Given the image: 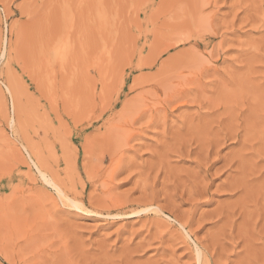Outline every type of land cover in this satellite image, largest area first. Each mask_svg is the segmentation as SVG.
Wrapping results in <instances>:
<instances>
[{
  "label": "rangeland",
  "instance_id": "obj_1",
  "mask_svg": "<svg viewBox=\"0 0 264 264\" xmlns=\"http://www.w3.org/2000/svg\"><path fill=\"white\" fill-rule=\"evenodd\" d=\"M168 52L199 75L172 151L150 126L105 178L102 123L155 101ZM0 264H264V0H0Z\"/></svg>",
  "mask_w": 264,
  "mask_h": 264
},
{
  "label": "bare ground",
  "instance_id": "obj_2",
  "mask_svg": "<svg viewBox=\"0 0 264 264\" xmlns=\"http://www.w3.org/2000/svg\"><path fill=\"white\" fill-rule=\"evenodd\" d=\"M191 9H192V11L193 10L195 11L196 10V5L193 6ZM197 13H198V11H197ZM181 14H182V11H181ZM200 19H201V22H202L203 21V17H201ZM200 19L193 24V28L195 29V32L197 31V28L200 25ZM176 30H177V35L175 34L174 36L178 37V38H176L177 41L175 40V43H172L174 41V39H175L174 38L171 43L166 44L165 48L161 49L162 51H166L167 52L168 50H170L173 47V45H175V44H177L179 42L184 43L187 40L186 38L182 37V34H183V36H185V31L183 30V32H182L180 25H177ZM170 39L172 40V38H170ZM168 53L166 55H168ZM166 58H167V60L165 61V70H163L161 72L162 77H156L155 81L153 82V87H149L150 90H153L155 92L154 93L155 97L153 96V100H155V101H153V103L146 102V104H144L145 106L141 105V106L136 107L133 115H131L130 117H124L126 112L122 111L118 115H115V114L113 115L112 114L111 115L112 118H110L106 122L104 121L102 123L103 133L105 135L108 133V135L111 136L112 133L114 132L113 136L116 138L114 143L108 141V145L106 147V151L105 152H106V155H108V157H109V159L107 158V160H109V165L105 168V170L103 172V175H104L105 178L112 179L123 168L124 165H125V167H127L128 161L125 160V153H126L127 150L131 149L132 147H133L132 149H134V146L131 144V142L134 139H136V137L141 136L146 129L150 128V126H151V128L152 127H154V128L161 127V131L158 132V133L160 134V136L162 138H164V145H163V147H165L164 154H165L166 158L168 159V157H169L168 153L172 151V145L174 144V140L179 135V132L177 131L179 126H175V125L172 124L170 127H168L169 125L167 124V119H168L169 115L173 114L174 110L179 109L181 106L182 107L186 106L188 101L192 102V98L191 97L193 95V87H194V84L196 85V82L198 81L197 77H199V75H197V73H195V71H196L195 70V71H193V75L191 74V76H189V78H188V74L186 72H183V74H181L180 77H177L178 76V72L174 71L173 54L169 53L168 57L166 56ZM142 61H143L142 58L138 59L137 66H136L138 69H141L144 66V63H146V62H144V61L142 62ZM195 64H196V62H195ZM164 75H165V78H164ZM176 78L184 79V81L181 82V83H178L176 81ZM138 84H139L138 82L134 83V85H138ZM182 84H183V87L181 86ZM192 85H193V87H192ZM159 88L161 89V92L164 95L162 97L163 99L157 93ZM191 102H190V104H191ZM198 106H199V104H198ZM201 106L202 105L200 104V106H199L200 109H204L203 106L202 107ZM93 107H94V104H93L92 107L88 108L87 111H86L87 112V121H86V123L88 125L89 124H93V122H96V121L100 120L102 118V116H103V113L101 112V110H100V112L97 111L98 114L92 115L93 112H94L93 111L94 110ZM99 108H100V106H99ZM99 108H97V109L99 110ZM108 109H110V108L108 107ZM102 111H103V109H102ZM206 121H205V123L203 121L202 126H203V124H205L204 126H206L205 130L207 132L208 123ZM138 122H140V125L136 126L135 124H137ZM171 122L175 123L174 120H171ZM172 128H174V130L176 129V132L171 131ZM153 130H154V132L157 131V130L155 131V129H153ZM233 131H234V129H233ZM233 131L231 133L232 135L230 133L229 134L232 136V138H235L236 134H235V131L234 132ZM158 133L156 132V136H158ZM191 133H194V132L191 131ZM205 136H206V134H205ZM203 138H204V136H203ZM211 138L213 139V137H211ZM211 138L208 139V137H206V139L209 141V146H213L215 143L216 144L218 143V141L215 142V143L212 142ZM216 138L213 139V140H218V138L217 139ZM223 138H224V136H223ZM138 139H136V140H138ZM200 139L201 138H199V139L197 138L198 141H200ZM189 140H190V138L186 139V144H188L187 142ZM194 140L196 142V137H192V141L193 142H194ZM207 140H205L206 141L205 143H208ZM196 143H200V142H196ZM180 146H181V143L179 144V147L177 148V152H179V153L181 151ZM206 146H207V144H206ZM201 148H203V145H201ZM212 149H213V147H212ZM187 152H190L189 149H188ZM164 154L163 155H159L158 160H163ZM103 159H105V156L103 157ZM206 159H207V162H208V157H206ZM101 161L103 162L104 160H101ZM160 165H161V162H159V164L157 166V169H156L157 171L159 170V168H160L159 166ZM198 165H199V163H198ZM149 166L153 167V165H150V164H149ZM202 166H206V165H202ZM151 170H153V168ZM154 170H153V172H154ZM147 175L144 178L142 177L141 178L142 180L140 179L141 182H138L139 180L137 179V183L135 184V186L139 187V189L141 191L144 188V184H145V187L148 186V184L146 183ZM155 176H157V173L154 175V177ZM89 178H90V176H89ZM193 183H194V181H193ZM137 187H136V189H137ZM197 187H198V185H197ZM193 188H195V187H193ZM193 188L190 189L189 191H191V190L195 191ZM144 189H146V188H144ZM189 191H188V193H190ZM57 192H58V195L60 196V198L63 197L65 200H67L68 205L74 206L76 208H81V205L83 207L82 198H80L81 199L80 200V199H77L74 196H71L69 191L63 190L60 186L57 187ZM150 196L152 197V194H150ZM153 197H155V193H153ZM152 203L153 202H150L148 200L147 207L143 206L144 214L147 213V212H154L156 214H158L159 212L160 213H165L163 206L154 205ZM116 206L118 208V214H124L125 213L126 216L127 215H131V214H133V215L134 214H138L141 211V210H138L137 213L134 212V211L133 212L131 211L132 213H129L128 212L129 209H127L128 206H124L123 202H118L116 204ZM188 216L189 215H187V217ZM173 219L178 222V224L180 225V228L182 230H186V226H185L186 223L184 221H179L175 217H173ZM185 221H187V219ZM203 255H204V252L202 251V253H201V249L198 246L197 247V259L199 261L202 260Z\"/></svg>",
  "mask_w": 264,
  "mask_h": 264
}]
</instances>
